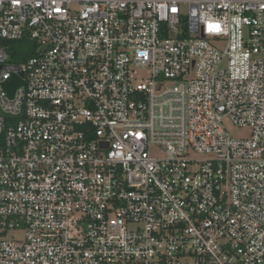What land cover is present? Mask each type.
Masks as SVG:
<instances>
[{
	"label": "built area",
	"instance_id": "built-area-1",
	"mask_svg": "<svg viewBox=\"0 0 264 264\" xmlns=\"http://www.w3.org/2000/svg\"><path fill=\"white\" fill-rule=\"evenodd\" d=\"M0 264H264V0H0Z\"/></svg>",
	"mask_w": 264,
	"mask_h": 264
},
{
	"label": "trees",
	"instance_id": "trees-1",
	"mask_svg": "<svg viewBox=\"0 0 264 264\" xmlns=\"http://www.w3.org/2000/svg\"><path fill=\"white\" fill-rule=\"evenodd\" d=\"M12 45L11 49L12 50V57L14 61H21V60H25L26 58L32 56V53H29V45L30 42L29 40H24V41H20V42H14V44H10ZM19 54H23L25 55V57H19ZM27 55V57H26Z\"/></svg>",
	"mask_w": 264,
	"mask_h": 264
},
{
	"label": "rangeland",
	"instance_id": "rangeland-1",
	"mask_svg": "<svg viewBox=\"0 0 264 264\" xmlns=\"http://www.w3.org/2000/svg\"><path fill=\"white\" fill-rule=\"evenodd\" d=\"M225 127L231 137L236 139H246L251 136V131L246 128H240L233 124L230 118L224 120Z\"/></svg>",
	"mask_w": 264,
	"mask_h": 264
},
{
	"label": "water",
	"instance_id": "water-1",
	"mask_svg": "<svg viewBox=\"0 0 264 264\" xmlns=\"http://www.w3.org/2000/svg\"><path fill=\"white\" fill-rule=\"evenodd\" d=\"M23 84L21 80H18L17 78L11 79L9 82L5 84V88L8 91L10 97H13L15 94V91Z\"/></svg>",
	"mask_w": 264,
	"mask_h": 264
}]
</instances>
